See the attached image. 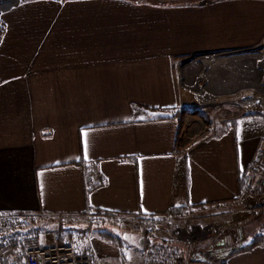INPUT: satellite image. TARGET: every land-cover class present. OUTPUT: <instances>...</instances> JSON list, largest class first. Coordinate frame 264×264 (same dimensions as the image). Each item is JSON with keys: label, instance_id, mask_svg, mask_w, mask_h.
Here are the masks:
<instances>
[{"label": "crops", "instance_id": "0c3cea01", "mask_svg": "<svg viewBox=\"0 0 264 264\" xmlns=\"http://www.w3.org/2000/svg\"><path fill=\"white\" fill-rule=\"evenodd\" d=\"M0 20V214L154 226L176 216L171 209L203 205L183 216L218 220L230 247L244 243L249 225L252 237L264 235V198L243 192L260 169L264 116L220 121L186 141L174 113L176 63L258 45L264 0H26ZM57 227L50 231L65 240ZM91 250L100 261L117 257L102 241ZM218 264H264V243Z\"/></svg>", "mask_w": 264, "mask_h": 264}, {"label": "rangeland", "instance_id": "374dc122", "mask_svg": "<svg viewBox=\"0 0 264 264\" xmlns=\"http://www.w3.org/2000/svg\"><path fill=\"white\" fill-rule=\"evenodd\" d=\"M24 1L26 0L22 2ZM133 1L149 3L146 0ZM154 1L160 2L159 5H202L213 0ZM241 11L246 15L249 24L253 23L255 25L257 22V26L259 27L260 22L257 21V13L245 9ZM244 14L240 18L243 25H245L243 20ZM246 24L248 25V23ZM3 31L4 27L0 20V37ZM194 43L202 46V42L200 41H195ZM263 53L264 38L258 45L252 47L190 56L176 63L182 90L181 105H192L195 106L197 111L202 112L201 115L192 113L181 115V124L184 127L182 140L197 141L204 139L206 136L212 134L210 132L211 128H209L211 125L214 124L216 126L220 121L235 119L225 116L223 108L226 104L240 105L244 111L240 117L247 114L264 116V97L252 87H242L237 93L232 94H226L224 90L230 84H237L240 87L264 82V60L261 62L262 59L259 60L258 56L256 59L248 56L250 54L260 55ZM197 60L199 64H196ZM251 60L252 62H250ZM195 65H198L199 72H204L203 76L199 72L196 73L197 71L194 69L196 68ZM196 76L199 77L197 83L199 86L214 94L219 93L217 97L213 98V102L204 103L199 101L196 98L195 92L186 84L188 79L190 82ZM257 155L260 158V169L257 171L259 172L264 168V150L259 151L255 155L256 158ZM253 176L250 175V177ZM261 200L263 199H259V201ZM10 219L14 226V219ZM52 225L58 226L57 228L60 231L66 232L65 239H76L79 245L87 249L91 254L93 241H102L115 247L117 257L110 258L106 256L103 261L94 258L98 264H158L173 262L176 259H180L181 264H201V259H205L202 264L205 262L218 264L221 256L226 252L208 253L211 251L207 249L215 250L216 240L221 237L225 238V235L222 233L223 227L218 220L202 216H170L168 220H164L154 226L151 223L143 224L134 218H119L116 221L114 219H106L103 222L93 221L92 219L84 221L80 218L78 222L71 223L72 226H70V224L61 223V220H57L54 216H37L33 220L20 217L16 226L6 227V230H8L6 234L14 230L19 231V233H27V231L33 230L36 231L35 233L38 235L41 243L49 244L57 240L55 233L50 231ZM102 231L108 235L118 237L117 244L116 241L115 243L114 241L110 242L106 238V235H101ZM245 234L247 238L243 239V242L249 241L252 237L250 225L245 228ZM228 238L232 239L231 235ZM172 249H177V255L172 256Z\"/></svg>", "mask_w": 264, "mask_h": 264}, {"label": "built area", "instance_id": "2783aa9c", "mask_svg": "<svg viewBox=\"0 0 264 264\" xmlns=\"http://www.w3.org/2000/svg\"><path fill=\"white\" fill-rule=\"evenodd\" d=\"M223 109L225 116L230 118H238L244 113L238 104H226ZM259 161L260 158L257 155L256 162L259 163ZM91 179L99 180V177L92 175ZM243 192L258 200L264 198V168L253 177L245 176ZM20 217L33 220L31 216L24 214H0V264H98L91 252L81 247L73 238L43 244L35 233L36 231L33 230L27 233L14 230L6 234L8 231L6 227L16 226ZM54 217L70 226H72L71 223L80 219L78 216H68L64 213H57ZM10 218L14 219V226ZM171 264H181V261L176 259ZM204 264L214 263L205 262Z\"/></svg>", "mask_w": 264, "mask_h": 264}, {"label": "trees", "instance_id": "16d2710c", "mask_svg": "<svg viewBox=\"0 0 264 264\" xmlns=\"http://www.w3.org/2000/svg\"><path fill=\"white\" fill-rule=\"evenodd\" d=\"M22 1L23 0H0V14L3 11L8 10L9 8L17 5L18 3L22 2ZM146 1L151 3V4H160V2H155L154 0H146ZM174 113H175L176 117L180 118V121H181V115H184L186 113L201 115L202 112L197 111L195 106H192V105H180V106H177L176 108H174ZM202 116H203V114H202ZM201 206H203V205H195V206L180 207V208L171 209L170 214H173L176 216L184 215L185 213H187L188 210L193 209V208H199ZM147 223H148V221H146L145 224H147ZM102 234L106 235L107 236L106 238H108L110 242L114 241V243H115V241H116V244H117V242L119 240L118 237L112 236L110 234L108 235L104 231H102L101 235ZM104 235H103V237H105ZM226 237H227V235H225V238L221 237L220 239H217L216 244H215V246H216L215 250L207 249L208 251H211V252H208V251L207 252L212 254L213 252L217 253V252L229 251V253L227 255H234V254H237L240 252L251 250L256 245L264 243V235L257 234L254 237H252L249 241L238 244L237 246H235L233 248V247L228 246L225 243V241L227 239Z\"/></svg>", "mask_w": 264, "mask_h": 264}, {"label": "bare ground", "instance_id": "6f19581e", "mask_svg": "<svg viewBox=\"0 0 264 264\" xmlns=\"http://www.w3.org/2000/svg\"><path fill=\"white\" fill-rule=\"evenodd\" d=\"M248 56L249 57H252L253 59H256V57L258 56L259 57V60L262 59L261 62H263V60H264V53L263 54H260V55L250 54ZM197 59H199V58H197ZM248 59H250V58H248ZM250 62H252V60ZM196 64H199V61L196 62ZM202 65H204V64H202ZM194 69H196L195 70V71H197L196 73L199 72L198 71V69H199L198 68V65ZM199 74L201 76H203L204 75V72H199ZM195 75H197V74H195ZM198 80H199V77L196 76V78H194V80H192L190 82H189V79H188L186 81V84L188 85L189 88H191L195 92L196 98L199 101L204 102V103H206V102H213L214 101L213 98L217 97L219 95V93L218 94H214L213 92H211V91H209V90H207V89L199 86L197 84L198 83ZM242 87H252L255 91H257L258 93H260L264 97V82H262V83L261 82H259V83H253V84H250V85H245V86H240V87H238L237 84H235V85L230 84L229 86L225 87L224 90H225V93L226 94H232V93H237L239 91V89H241Z\"/></svg>", "mask_w": 264, "mask_h": 264}, {"label": "water", "instance_id": "95a60500", "mask_svg": "<svg viewBox=\"0 0 264 264\" xmlns=\"http://www.w3.org/2000/svg\"><path fill=\"white\" fill-rule=\"evenodd\" d=\"M201 54H205V53H201ZM201 54H196V55H193V56H198V55H201ZM229 253V251H226L224 254H223V257L226 256L227 254ZM205 259H201L200 262L201 264L204 262Z\"/></svg>", "mask_w": 264, "mask_h": 264}]
</instances>
